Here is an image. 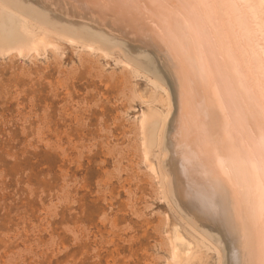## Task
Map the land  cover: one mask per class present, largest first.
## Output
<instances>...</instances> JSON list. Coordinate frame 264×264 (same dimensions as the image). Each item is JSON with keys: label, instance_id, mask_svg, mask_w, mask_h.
I'll list each match as a JSON object with an SVG mask.
<instances>
[{"label": "rangeland", "instance_id": "rangeland-1", "mask_svg": "<svg viewBox=\"0 0 264 264\" xmlns=\"http://www.w3.org/2000/svg\"><path fill=\"white\" fill-rule=\"evenodd\" d=\"M61 39L0 56V264H164L175 225L199 236L139 163L134 122L159 106L142 100L154 76L130 72L117 47L97 56Z\"/></svg>", "mask_w": 264, "mask_h": 264}, {"label": "bare ground", "instance_id": "bare-ground-1", "mask_svg": "<svg viewBox=\"0 0 264 264\" xmlns=\"http://www.w3.org/2000/svg\"><path fill=\"white\" fill-rule=\"evenodd\" d=\"M230 23L231 53L212 40L202 54L190 42L184 17L154 8L152 0L138 4L124 0L0 3L1 58L12 51L35 58V53H44L47 47L59 49L62 38L83 50H99L97 56L109 55L108 50L117 47L123 58L116 61L133 63L130 72L153 74L150 94L142 100L156 101L159 106L155 102L146 105L134 119L139 163L151 180L156 178L160 197L171 201L180 219L199 236L192 242L175 225L165 235L169 246L164 264H204L208 254L202 247L216 249V264L257 258L252 251L254 228L248 199L254 182L252 169L239 155L223 167L218 163L224 159L229 138L239 141L253 130L259 133L258 116L235 89L238 81L249 79L237 49L251 54L254 45L247 32L252 21L233 17ZM131 95L141 97L134 89ZM151 148L155 163L149 156Z\"/></svg>", "mask_w": 264, "mask_h": 264}, {"label": "snow or ice", "instance_id": "snow-or-ice-1", "mask_svg": "<svg viewBox=\"0 0 264 264\" xmlns=\"http://www.w3.org/2000/svg\"><path fill=\"white\" fill-rule=\"evenodd\" d=\"M117 2V0H114ZM128 4H138L139 0H124ZM152 6L167 10L174 15H182L185 29L190 34V42L202 54L206 43L216 40L230 53L231 20L250 18L251 28L247 35L254 47L251 54L237 49L242 56V68L248 73V81L240 80L235 89L244 94L246 106L259 119V133L255 130L239 141L229 138V147L218 161L223 167L226 161L239 155L252 169L253 186L248 199L253 219L254 240L252 242L255 259L226 262V264H264V0H152ZM245 250L249 248L247 238Z\"/></svg>", "mask_w": 264, "mask_h": 264}]
</instances>
